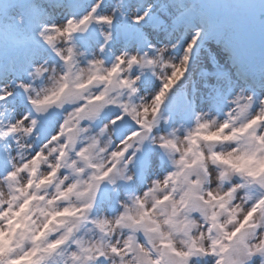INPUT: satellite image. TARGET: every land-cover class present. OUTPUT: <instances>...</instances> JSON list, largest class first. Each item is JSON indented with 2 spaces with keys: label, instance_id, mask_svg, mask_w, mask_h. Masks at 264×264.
<instances>
[{
  "label": "snow or ice",
  "instance_id": "6c2138e0",
  "mask_svg": "<svg viewBox=\"0 0 264 264\" xmlns=\"http://www.w3.org/2000/svg\"><path fill=\"white\" fill-rule=\"evenodd\" d=\"M0 264H264V0H0Z\"/></svg>",
  "mask_w": 264,
  "mask_h": 264
}]
</instances>
